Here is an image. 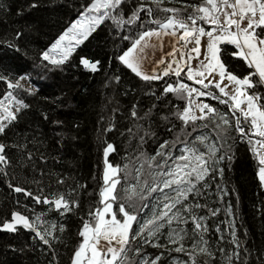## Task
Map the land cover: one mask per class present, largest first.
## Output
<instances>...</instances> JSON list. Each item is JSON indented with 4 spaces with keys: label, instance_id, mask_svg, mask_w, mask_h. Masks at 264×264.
Returning <instances> with one entry per match:
<instances>
[{
    "label": "trees",
    "instance_id": "16d2710c",
    "mask_svg": "<svg viewBox=\"0 0 264 264\" xmlns=\"http://www.w3.org/2000/svg\"><path fill=\"white\" fill-rule=\"evenodd\" d=\"M88 3L90 0H0V75L6 77L0 80V102L11 92L27 105L15 112L16 120L8 124L5 134H0L8 161L0 163V264H72L74 252L84 239L79 235L84 223L94 224L89 213L104 206L100 192L106 186L104 173L108 164L120 169L114 177L119 180L114 211L119 203H125L126 210L137 215L135 231L159 193L147 192V187L162 179L158 175L162 169L157 165L164 160L157 153H170L172 158L167 163L172 165L179 148L185 143L190 146L198 134L210 135L218 148V158L223 157L220 165L209 160L210 169L217 171L210 170L197 185L196 200L194 195L188 199L201 205L192 212L197 217L204 216L206 231L194 230L188 216L187 248L180 252L170 244L167 224L160 247L145 242L143 236L133 238L130 233V243L117 264H140L142 260L143 264H152L156 257L160 258L156 264H174L175 256H183L187 264H192L188 253L193 249L188 245L198 239L207 241L211 255L195 250V264H264V184L259 179V160L254 154L258 137L249 132L250 119L246 123L239 112L233 115L231 102L221 103L224 98L209 86L204 90L220 99H200L216 109V115L197 120L195 128L191 122L184 125L175 113L187 106V100L165 93L164 89L177 83L202 88L187 79V66L179 77L169 73L146 81L118 59L138 33L158 28L151 21L163 22L171 15L159 11L152 0H126L117 10L124 20L141 4L150 7L152 14L142 11L135 23L119 27L106 18L62 64L43 60L41 53L80 17ZM202 3L203 0H164L161 7L178 8L186 18L193 11L190 5ZM197 24L206 31L212 28L200 21ZM221 49L228 71L239 77L252 71L239 57L229 55L233 46L222 45ZM81 59L98 62L96 71L85 67ZM22 78L29 82L28 87L21 83ZM9 81L14 85L18 82L20 87L8 88ZM255 91L264 95V86L258 85ZM221 115L230 122L226 131L216 128ZM236 117H240L247 135L236 130ZM108 145L113 150L105 156ZM130 186H135L137 193L131 207L125 192ZM16 187L33 195L18 193ZM61 194L70 202V211L34 200L37 195L52 199ZM140 195L146 199L140 200ZM13 212L23 213L33 222L40 215L43 223L36 222V227L43 234L46 229L52 231V236L44 234L49 243L23 229L2 231ZM117 217L121 219V214Z\"/></svg>",
    "mask_w": 264,
    "mask_h": 264
},
{
    "label": "snow or ice",
    "instance_id": "6c2138e0",
    "mask_svg": "<svg viewBox=\"0 0 264 264\" xmlns=\"http://www.w3.org/2000/svg\"><path fill=\"white\" fill-rule=\"evenodd\" d=\"M163 2L164 0H152V3L157 6L159 11L171 13V15L167 16L163 22L160 20L151 21L158 25V29H149L138 33V38L131 42L127 50L118 56V59L143 80H157L161 78L159 75H147L141 69L142 57L137 50L139 49V52H143L144 47L147 46V39L152 36L160 37L161 34L176 36L177 31L182 30L178 40L184 41L185 44L194 41V47L191 52L195 53L199 58L201 55V37L206 36L208 39L199 69L194 72L189 66L187 70V79L195 80V83L201 85L202 88L198 89L184 83H177L176 86L168 84L164 89L165 93H173L187 100V106L182 111L175 113L177 119L182 121L184 125H188L191 122L195 128L197 120L214 117L216 109L205 103H196L194 99V95L195 97L213 95L214 99H220V97L204 90L209 89V86L212 85L219 90L221 96L227 97V99H220L221 103L228 104L229 101L231 102L230 106L233 109V115L239 112L246 123H249L250 118L249 132L260 138L256 141V144L259 145L260 149L264 150V95H260L255 91L258 85L264 86V0H203L200 5H190L193 11L186 18L182 17L181 10L178 8L161 7ZM124 3H126V0H90V3L84 7L80 18L61 34L47 51L41 53L42 59L49 61L53 65L62 64L64 60L68 59L71 52L75 50V47L81 44L106 18L111 19L119 27L122 23H135L140 18L139 13L142 11H146L148 15L152 14L150 7L141 4L131 12L127 20H124L122 15L117 12ZM35 6L34 4L32 5V7ZM221 17H223V20H221ZM197 21L212 25L211 30L206 31L204 27L198 26ZM257 29H260V31L257 32ZM17 35L19 36V33ZM189 38L192 39L189 40ZM123 39L127 40L129 37L124 36ZM73 40L75 41L74 44H72ZM64 41L69 43L62 45ZM142 42L144 43L142 44ZM221 45H234L235 50L229 55L239 57L252 71L242 78L228 71L225 62L221 59ZM57 50L62 53L60 59H56L51 55L56 53ZM176 51L173 48V51L168 55H173ZM188 59H191L190 55ZM163 62V58H161V60L157 61V64ZM81 63L92 71H96L98 62L92 63L87 59H81ZM173 63H176L177 67L173 69L170 63L163 72L164 76H167L169 71H172L177 77L180 76L182 70L180 61L174 59ZM209 77L211 79H208ZM217 77L219 78L218 80ZM206 79H208V83H205ZM0 80H6V77L0 75ZM225 80L229 84H223ZM230 85L233 86L231 93L226 91ZM7 87L18 88L20 85L18 82L14 85L9 81ZM7 99L10 102L15 101L16 111L27 107L22 100H17L16 97L12 96L11 92L8 93ZM242 105L245 107H242ZM195 110L199 111V116L195 114ZM132 116H136L135 111L132 112ZM219 119L220 123L216 125V128L226 131V126H230L229 120L224 115H221ZM14 120H16L15 113L10 107L0 102V134H5L8 124ZM236 130L242 136L248 134L241 127L240 117H236ZM217 138H219V133ZM197 139L203 143L208 138L200 136ZM166 145L167 142L162 144L161 148L164 149ZM207 149L206 154L199 151L195 144L189 147L185 143L184 149L179 157L173 160L172 165L167 163L168 159L172 158L170 153L168 155H164L163 152L157 153L164 160V163L157 165L158 168L162 169L158 173L162 179L154 181V186L152 187H147V184H145V187H147L148 194L159 191L164 198L156 206V211L151 218L140 223L135 231H133V223L137 221V215L134 212L127 211L125 203H119L117 210L113 211V203L117 200V196L114 193L119 180L112 179V177H115L120 169L118 166L113 167L108 164L104 173L106 186L100 192L101 203L104 206L102 209H97L94 214L89 213L94 218V224H90L87 221L84 223L83 229L79 233L84 239L74 252L72 264H117V261L126 252V248L130 243V233H132L133 238L143 236L146 242H150V239L157 237L166 224L170 229L168 233L169 241L173 244H180L174 250L177 252L183 251L184 248L181 241H183L184 234H186L185 229L181 228L177 232L171 229L170 226L174 221L177 224L187 223L188 221L183 215L186 213L192 220L194 230L203 228L206 231V226L201 224L204 218L197 217L192 212V209L199 208L201 205L186 203V201H188L190 195H199L197 185L204 181L210 170L217 171L215 168L210 169L209 160H216L218 149L215 143L207 145ZM110 150H113L112 145H108L105 150V156ZM4 153L5 145L0 144V163L7 164L8 161ZM254 154L258 156L259 160V179L264 183V151L256 152L254 149ZM219 159H223V157L221 156ZM218 171L220 174L223 172L222 169ZM137 174L139 176V169ZM57 182L63 183L62 180ZM202 186L206 187L207 185ZM164 189H170L174 195L164 193ZM14 190L18 193L23 192L25 195H33L30 191H26L21 187H16ZM125 192L127 193L128 206L131 207L134 197L137 195L135 186L125 188ZM139 198L144 200L146 196L140 195ZM34 200L36 203L42 202L47 205H54L57 210H71L70 202L65 200L62 194L58 197L54 195L52 199L48 197H43L42 199L41 196L37 195ZM71 203L74 204L75 202ZM75 206L78 207V204ZM117 214H121V219H117ZM106 216H110V219H106ZM36 222L43 223L40 215L36 217ZM36 222H30L28 217L18 212H13L12 221L4 223L2 227L7 231L14 232L17 230V225H22L23 228L35 231L36 235L44 243H49L45 235H42L36 228ZM52 227L54 228L55 226L53 225ZM45 232L47 236H52V231L46 229ZM145 232L147 233L146 236L143 235ZM100 239L106 242L107 254H102L97 247ZM203 243L206 245L207 241H203ZM156 246L160 247L161 245ZM196 247V242H194L193 252L188 253L192 259V264H195L194 252ZM135 251L138 253L140 249L137 248ZM199 251L211 255L206 247L199 248ZM159 259V257H156V260ZM230 259L231 257H229ZM156 260L152 261V264H156Z\"/></svg>",
    "mask_w": 264,
    "mask_h": 264
},
{
    "label": "rangeland",
    "instance_id": "374dc122",
    "mask_svg": "<svg viewBox=\"0 0 264 264\" xmlns=\"http://www.w3.org/2000/svg\"><path fill=\"white\" fill-rule=\"evenodd\" d=\"M228 11H230V9H228ZM80 18V17H79ZM78 18V19H79ZM78 19H76V20H78ZM75 20V21H76ZM221 20H223V17H221ZM74 21V22H75ZM73 22V23H74ZM243 26V25H242ZM202 27V26H201ZM211 30V29H210ZM234 30V29H233ZM260 31V29H257V32H259ZM192 38H189V40H191ZM207 37L206 36H204V37H201V55H200V59L196 56V54L195 53H193V52H191V49L194 47V41L193 42H191V43H187V44H185V42H184V47H183V50L182 51H184V57H183V62H184V64H185V66L183 67V69L186 67V65L188 64V62H190L191 64H192V70H198L199 69V67H200V61L201 60H203V56H202V53L204 54L205 53V46H206V43H207ZM69 42L68 41H64V42H62V45H67ZM75 43V41L73 40L72 41V44H74ZM222 46V45H221ZM231 46H233V48H234V50H235V46L234 45H231ZM51 55H53L54 56V58H56V59H60L61 58V55H62V53L59 51V50H57V52L56 53H53V54H51ZM191 56V59L189 60L188 59V56ZM163 69V68H162ZM157 69L156 70V72L154 73L155 75H159L160 77L161 76H163V72H164V70L165 69ZM182 69V70H183ZM161 70V71H160ZM181 70V71H182ZM157 72H160L161 74H157ZM169 73L170 74H174L172 71H169ZM239 77V76H238ZM240 78H242V77H240ZM219 78L217 77V80H218ZM223 84H229V82L227 81V80H225L224 82H223ZM223 84H222V86H223ZM210 86H212V85H210ZM218 90V89H217ZM226 91H228V92H232L233 91V86H229L227 89H226ZM218 92H219V90H218ZM219 95L221 96V94L219 93ZM208 96H213V95H207V96H204V97H208ZM221 97H223V96H221ZM224 99H227V97H223ZM195 99V101H196V103H205L202 99H200V97H195L194 98ZM3 104L4 105H6V106H8V107H10V109L14 112L15 111V109H16V105H15V101H9V99H5L4 101H3ZM242 107H245L244 105H242ZM195 114L197 115V116H199L200 115V113H199V111L198 110H195ZM250 119V118H249ZM200 136H206L208 139L207 140H205V141H203V143H201L198 139H197V137H200ZM197 137L191 142V144H190V146L189 147H192L193 146V144H195L198 148H199V151H201V152H205L206 154H207V151H208V149H207V145H210V144H212V143H215V141L211 138V136L210 135H208V134H198L197 135ZM258 139H260L259 137L256 139V141L258 140ZM216 145V144H215ZM255 146H256V152H261V151H264V150H262V149H260V147H259V145L258 144H256V142H255ZM217 147V146H216ZM184 149V147H181V148H179V151H178V154H177V156L176 157H179V155L181 154V152H182V150ZM218 149V148H217ZM217 153H218V150H217V152H216V163H217V165H220V160H219V158H218V155H217ZM107 169V168H106ZM219 169H220V166H219ZM258 175H259V172H258ZM112 179H114V177H112ZM111 182V181H110ZM264 184V183H263ZM164 193H167V194H169V195H174V193H172L171 192V190L170 189H164ZM163 194H161L160 192L158 193V195L154 198V200H153V202L152 203H150L149 205H148V207L146 208V210H145V213H144V215H143V218H142V220H141V222L140 223H142L143 221H145V220H147V219H150L151 218V216L153 215V213L156 211V206L158 205V203L160 202V201H162L163 200ZM192 197H190L189 196V199H191ZM193 199L194 200H196V195H194L193 196ZM186 203H193V201H186ZM103 208V207H102ZM113 211H114V208H113ZM184 216H185V218L187 219V221L189 220V218H188V215L186 214V213H184L183 214ZM203 218H204V216H202ZM106 219H110V216H106L105 217ZM117 219H118V217H117ZM203 221V224H204V226H206V222H205V218L202 220ZM139 223V224H140ZM230 223H231V225H233L234 224V220H233V218H232V216H230ZM185 225H186V223H181V224H177V222H173L172 223V225L170 226L171 227V229H174V230H176L177 232L181 229V228H183V229H185ZM139 227V226H138ZM138 227H137V229H138ZM164 229V228H163ZM163 229H161V231H160V233L158 234V236L157 237H154V238H151L150 239V242H147V243H150L152 246H156V245H158L159 244V242H160V239L163 237ZM44 234L46 235V232H44ZM183 234V233H182ZM47 236V235H46ZM49 237V236H48ZM185 237H186V235L184 234V239H183V241H181V243L183 244V248L185 249V248H187V244L185 243L186 242V240H185ZM83 242V241H82ZM146 242V241H145ZM188 242H190V241H188ZM196 242V245H197V247H196V251H198V252H200L199 251V248H201V247H206V245L200 240V239H198L197 241H195ZM193 243L194 242H192V243H190L189 245H188V247L189 248H191V249H193ZM170 244H173V243H171L170 242ZM176 246H175V248H177V247H179L180 246V244L178 243V244H175ZM98 249L101 251V253L102 254H107L106 253V242L103 240V239H100V242H99V244H98ZM174 248V249H175ZM207 248V247H206ZM90 254V253H89ZM110 255V254H109ZM154 261V260H153ZM173 262H174V264H187V261H186V259L183 257V256H175L174 258H173ZM152 263V262H151ZM140 264H143V260L140 262Z\"/></svg>",
    "mask_w": 264,
    "mask_h": 264
},
{
    "label": "crops",
    "instance_id": "0c3cea01",
    "mask_svg": "<svg viewBox=\"0 0 264 264\" xmlns=\"http://www.w3.org/2000/svg\"><path fill=\"white\" fill-rule=\"evenodd\" d=\"M181 34L182 30H178L176 36L161 34L160 37L152 36L151 38L147 39V46L144 47L143 52L141 53L139 52V49L137 50L138 54L142 57L141 69L144 74L154 75L157 69H166L170 63L172 64V68L175 69L177 64L173 63L174 59L176 61H180L181 69H183L185 66L183 62L184 51H182L184 47V41L178 40V37ZM143 43L144 42H142V44ZM173 48H175L177 51L173 55H168L173 51ZM161 58H163L164 62L157 64V61L161 60ZM186 66L187 70L189 66L192 68V64L190 62H188ZM193 71L195 72L196 70ZM157 74L161 73L157 72ZM208 79H211V77ZM208 79L205 80V83H208ZM193 81L195 82V80Z\"/></svg>",
    "mask_w": 264,
    "mask_h": 264
},
{
    "label": "water",
    "instance_id": "95a60500",
    "mask_svg": "<svg viewBox=\"0 0 264 264\" xmlns=\"http://www.w3.org/2000/svg\"><path fill=\"white\" fill-rule=\"evenodd\" d=\"M0 144H2V143H0ZM18 213H20V212H18ZM20 214H21V215H24V216H26V217H28L27 215H25V214H23V213H20ZM28 219H29L30 222H33L29 217H28ZM11 221H12V216H11V219L8 220V221H6V222H11ZM6 222H5V223H6ZM36 228H37V227H36ZM17 229H23V230H25V231L32 232V233H34V235H36L35 231H33L32 229H26V228H23L22 225H17ZM37 229L41 232L42 235H44L43 232L41 231V229H39V228H37ZM1 230L4 231V232H10V231H7L6 229H3V227H1ZM36 236H37V235H36ZM37 238L40 239L39 236H37ZM46 239H47V238H46ZM40 240H41V239H40ZM42 241H43V240H42Z\"/></svg>",
    "mask_w": 264,
    "mask_h": 264
},
{
    "label": "built area",
    "instance_id": "2783aa9c",
    "mask_svg": "<svg viewBox=\"0 0 264 264\" xmlns=\"http://www.w3.org/2000/svg\"><path fill=\"white\" fill-rule=\"evenodd\" d=\"M21 83L25 85V87L29 86V82H27L24 78L21 79ZM16 112V109L14 111V113Z\"/></svg>",
    "mask_w": 264,
    "mask_h": 264
}]
</instances>
